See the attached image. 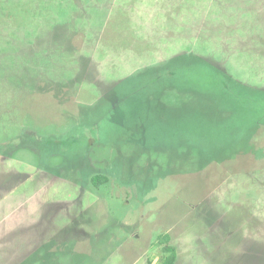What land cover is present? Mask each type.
<instances>
[{
	"label": "rangeland",
	"instance_id": "obj_1",
	"mask_svg": "<svg viewBox=\"0 0 264 264\" xmlns=\"http://www.w3.org/2000/svg\"><path fill=\"white\" fill-rule=\"evenodd\" d=\"M229 77L264 121V0H0L1 264H146L197 174L244 173Z\"/></svg>",
	"mask_w": 264,
	"mask_h": 264
},
{
	"label": "crops",
	"instance_id": "obj_2",
	"mask_svg": "<svg viewBox=\"0 0 264 264\" xmlns=\"http://www.w3.org/2000/svg\"><path fill=\"white\" fill-rule=\"evenodd\" d=\"M214 158L228 165L226 156L214 155ZM213 160L207 159L199 169H204L208 163L212 165ZM235 161L237 166L242 164L244 173L197 174L199 179L214 182L213 187L192 202L191 208L186 201L187 207L176 211L175 215L166 212L160 219H166L167 224L158 220L156 239L159 243L149 256L146 255V264H154V261L160 264L165 246L174 248L177 264H264V175L258 173V160L252 153ZM192 174L190 177L195 175ZM102 175L107 176L108 181L117 179L113 185L127 192L129 186L123 183L124 173ZM200 207L202 209L195 216ZM116 224L129 226L126 221ZM110 235L107 239L114 240L112 233ZM117 237L119 244L125 241V236ZM1 261L2 258L0 264Z\"/></svg>",
	"mask_w": 264,
	"mask_h": 264
},
{
	"label": "trees",
	"instance_id": "obj_3",
	"mask_svg": "<svg viewBox=\"0 0 264 264\" xmlns=\"http://www.w3.org/2000/svg\"><path fill=\"white\" fill-rule=\"evenodd\" d=\"M234 82L235 81H232L230 77L227 78L226 80H224V88H223L224 91L226 92V96L224 97V102L226 103L225 121L230 125L231 128V131H228V133L234 134V132H236L235 130L239 131L236 142L237 144L241 143L242 145L241 147L242 155L249 153L255 155L258 158V161L259 159L260 161H262V163L259 162L260 163L259 167L261 168L264 167V141H263L264 136L261 135L259 137L257 136L256 138L254 135L258 134V129L260 130L261 128L264 127V121L253 120V119L244 121L240 111L237 112V110H234V109H240L243 112V109L241 108H251L250 104L240 103L245 98L242 99V95L239 94H237V96L235 95V91L237 90L236 88L237 85ZM234 88H236V90H234ZM244 97L247 98L245 100L249 99V97L247 96ZM239 152H240L239 149H237L236 153ZM225 156L227 157L226 154ZM91 181L93 184L99 185L107 181V176L102 174H95L92 176ZM147 264H151V262H147ZM160 264H177L176 252L172 246H165L163 248V254L160 257Z\"/></svg>",
	"mask_w": 264,
	"mask_h": 264
}]
</instances>
